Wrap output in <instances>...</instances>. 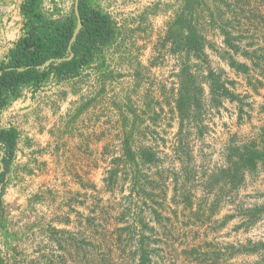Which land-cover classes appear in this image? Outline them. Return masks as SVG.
<instances>
[{"label":"rangeland","instance_id":"rangeland-1","mask_svg":"<svg viewBox=\"0 0 264 264\" xmlns=\"http://www.w3.org/2000/svg\"><path fill=\"white\" fill-rule=\"evenodd\" d=\"M0 0V66L74 0ZM108 41L21 84L0 264H264V0H79Z\"/></svg>","mask_w":264,"mask_h":264},{"label":"trees","instance_id":"trees-1","mask_svg":"<svg viewBox=\"0 0 264 264\" xmlns=\"http://www.w3.org/2000/svg\"><path fill=\"white\" fill-rule=\"evenodd\" d=\"M37 0H25L21 5L23 14H34ZM81 29L76 39L68 48L74 28L69 25L59 30L56 37L50 40V45H45L44 37H37L30 30L27 36L20 38L14 48L9 52L8 63L0 66V108L10 95L16 93L17 88L31 80H42L46 75V69H38L49 59H64L53 62L48 67L55 66L58 73L67 76L89 62L95 47L105 44L112 35L110 20L99 12L87 9L83 1L78 3ZM76 20V18H75ZM70 52L73 54L67 60ZM47 67V68H48ZM16 142L14 129L0 130V151L3 152L4 171L0 175L3 179L7 169V160L13 155Z\"/></svg>","mask_w":264,"mask_h":264},{"label":"water","instance_id":"water-1","mask_svg":"<svg viewBox=\"0 0 264 264\" xmlns=\"http://www.w3.org/2000/svg\"><path fill=\"white\" fill-rule=\"evenodd\" d=\"M78 3H79V0H74V16L76 18V26L73 30V33H72V36H71V39H70V42L68 45L69 49H70V46L72 45V43L74 42V40L76 39V36L79 33L80 29H81V21L79 19V13H78ZM72 55L73 54L70 52L69 56L66 59L67 60L71 59ZM61 60H64V59H61ZM61 60L49 59V60L45 61L42 65L38 66L37 68L38 69H45L46 67H48L53 62H59ZM2 159H3V152L0 151V175L4 171V165H3Z\"/></svg>","mask_w":264,"mask_h":264}]
</instances>
